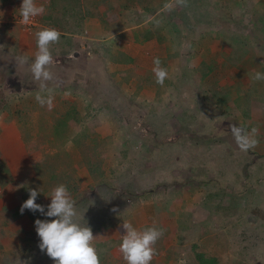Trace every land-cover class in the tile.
Here are the masks:
<instances>
[{"label":"rangeland","instance_id":"rangeland-1","mask_svg":"<svg viewBox=\"0 0 264 264\" xmlns=\"http://www.w3.org/2000/svg\"><path fill=\"white\" fill-rule=\"evenodd\" d=\"M49 1L36 0L45 12L25 31L35 39L44 28L61 32L60 43L52 46L50 70L60 80L48 82L50 107L35 99L40 82L31 65L12 63L8 44L0 49L4 168L23 148L31 153L39 147L42 162L33 176L43 195L37 203L47 210L52 190L66 185L78 222L97 237L101 264H127L119 251L125 221L138 230H165L152 264H199L201 255L216 264H264V81L254 79L264 73V0H186L184 5L87 0L98 14L95 28L102 30L95 36L116 42L98 48L84 44L94 24L89 17L82 21L70 14L57 26L43 23ZM21 5L22 0H0L2 37L12 26L23 27ZM143 8L178 11V31L190 30L178 33L176 40L184 44L157 49L119 44L118 36L106 39L115 34L113 24H140ZM202 12L212 19L204 28ZM156 51L161 57L150 55ZM157 57L169 73L163 86L152 71ZM72 106L86 121L69 128L64 146H41L46 137L52 140L54 123ZM233 124L249 132L256 128L257 146L242 151L230 131ZM26 140L34 142L32 148ZM84 156L100 171L91 175ZM22 183L12 192L0 189V202L7 201L9 211L21 209L28 198ZM37 219L53 218L26 209L14 221H1L0 264H54L38 246Z\"/></svg>","mask_w":264,"mask_h":264},{"label":"clouds","instance_id":"clouds-1","mask_svg":"<svg viewBox=\"0 0 264 264\" xmlns=\"http://www.w3.org/2000/svg\"><path fill=\"white\" fill-rule=\"evenodd\" d=\"M177 2L181 5L186 4V0H177ZM19 11L22 22L28 24L33 18L43 15L45 8L37 5L36 0H22ZM36 38L37 51L31 62V73L34 79L40 82V91L37 92L35 99L41 106L50 107L53 96L48 82L54 79L50 68L55 63L52 46L60 43L61 32L55 28H44L36 33ZM16 62L18 64L28 63V57L17 56ZM153 64L152 71L155 81L163 86L169 77L168 70L162 66L158 57L154 58ZM254 79L264 81V73L257 72ZM230 131L242 151H248L257 146L258 140L255 136L258 130L256 128H252L249 132L233 124L230 126ZM40 192V190L29 189V199L22 204L20 209L21 214L27 209L33 213L39 211L42 215L53 218L35 220L36 232L40 238L38 245L40 250L46 251L54 264H101L100 253L94 244L97 237L93 235V230L88 224L83 226L78 222L79 213L76 201L67 186L60 184L52 190L51 203L47 205V210L45 206L36 203ZM113 211L117 210L113 209ZM122 227L126 230V234L123 235L119 251L127 264H152L157 255L155 245L162 238L165 230L155 226L138 230L127 221L123 222Z\"/></svg>","mask_w":264,"mask_h":264},{"label":"trees","instance_id":"trees-1","mask_svg":"<svg viewBox=\"0 0 264 264\" xmlns=\"http://www.w3.org/2000/svg\"><path fill=\"white\" fill-rule=\"evenodd\" d=\"M120 0H113V2L116 4L119 3ZM144 10H147L146 8H143ZM48 11L49 13L47 16L42 17L43 23H49L52 25H58L59 21L61 20V16L64 17L65 15L67 17L72 16L81 17V20L84 21L88 17H97L98 14L94 9L88 4L87 0H50L48 5ZM148 12L152 10H147ZM58 15L60 18H58ZM25 110V109H24ZM26 111V110H25ZM44 120V119H43ZM86 121V116L82 115L80 111L77 110L75 106H72V108L68 109L53 125L52 131L53 135L52 140H50V136L46 137L43 142H40L39 144L41 146L50 144L51 147L55 148L58 146L57 144L61 143L62 146L67 142V132L69 128L73 125L80 124ZM31 143V145L27 142L26 144L32 148V144L34 143L32 140H28ZM7 143L9 145H7ZM5 142V149L11 150L10 145L11 143ZM39 146V145H38ZM39 147H33L35 151H32L31 153L26 150V148H23V150L19 151V155L17 158L14 159L12 162V165L8 168H4L5 165L0 163V171H4V174L0 175V189H5L7 192L14 189L16 183L24 182L22 183V191L24 192L25 196L29 199V189L26 188L27 184L30 185L31 189H35L34 187L38 186L36 182L38 180L35 179V174H37L39 171V165L42 162V159L39 157ZM25 149V150H24ZM33 154V155H31ZM37 156V157H36ZM85 161L87 162V165L89 166V172L91 175H94L97 171H100L98 168H96L97 164L90 163L88 160H91L90 156H84ZM35 160V161H34ZM96 177V176H95ZM51 192V191H50ZM40 194L37 197L36 203L41 198L43 194ZM21 216V212L19 208L14 209L13 211H9L8 208H3L0 212V223L3 224L1 221L3 219H8L9 221H14L18 219ZM199 264H216V260L211 259L207 260L204 256H200L199 258Z\"/></svg>","mask_w":264,"mask_h":264},{"label":"crops","instance_id":"crops-1","mask_svg":"<svg viewBox=\"0 0 264 264\" xmlns=\"http://www.w3.org/2000/svg\"><path fill=\"white\" fill-rule=\"evenodd\" d=\"M170 4L172 5V2ZM143 12L144 13H141L140 15L141 22L140 24L138 22L137 26L129 27V26H123V25L118 26V24L111 25L112 29L115 31V34L113 33L111 34L115 36L110 35L106 39L118 36L119 37L118 39L120 40L119 44H152L151 46L152 47L155 46L157 47V49L160 48V44H164L162 47L163 49L167 47L170 48L172 46L174 47V45H167V44H184L176 40L178 38L179 31L180 32L185 31L181 29L178 31L179 23H181V21H179L178 11H173L172 13L171 12L165 13L164 9H160V10H155L152 12L149 11L150 14H148L147 13L148 11L143 9ZM89 18H90L89 19L90 22H93L94 24H92L93 26L89 27L90 32H89V38L87 37L88 42L84 41V44H94V46L97 45V48L99 47V44H116L114 40L113 41L109 40L108 43L104 41L103 43V41L100 40V38H97V37H100V35L95 36L97 33L102 34V30L95 28L96 24L98 23V19L97 17H89ZM201 18L205 19L203 20L204 23L203 21H201V23H203L202 24L203 28L207 25L206 22L208 20L212 21L211 17H209L204 12L201 13ZM166 20H168L169 22H166ZM195 24H198V23H195ZM22 25H23V22H22ZM206 31L214 33L213 30H206ZM189 32L190 30L185 31V33H188V34ZM8 34H9L8 36L2 37L1 30H0V36H1L0 37V49L4 48L5 50L6 49L5 46L6 44H8L10 46V50H12L10 51L9 49H6L7 55H9L8 59L9 60L11 59L10 61L14 64H17V66L19 64L16 62V57L17 56H27L28 63L23 64V66L25 65V69H29V66L31 65V62L34 60L35 53L37 51L36 39L35 37H32L34 34L33 35L32 33L30 34V31L28 30L25 31L24 25L23 27H19L17 25L12 26V28L8 31ZM173 34H175L174 37H173ZM189 39L190 38H188L187 40ZM185 44H188V43H185ZM156 52L158 53L154 54L152 52L150 53V55L152 57L156 55H159V57H161L159 51H156ZM70 53L71 55H74L76 57L79 56V53L76 51H73V52L71 51ZM170 64H171V61H170ZM54 78L58 80L59 74H55ZM8 205L9 204L7 203V201L0 202V212L2 211L4 207H8Z\"/></svg>","mask_w":264,"mask_h":264},{"label":"built area","instance_id":"built-area-1","mask_svg":"<svg viewBox=\"0 0 264 264\" xmlns=\"http://www.w3.org/2000/svg\"><path fill=\"white\" fill-rule=\"evenodd\" d=\"M37 22H38V16L33 18L32 21L28 24H24L23 25L28 29V30H31L33 27H35L37 25Z\"/></svg>","mask_w":264,"mask_h":264}]
</instances>
